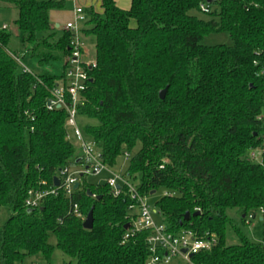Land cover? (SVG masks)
I'll use <instances>...</instances> for the list:
<instances>
[{
    "label": "trees",
    "instance_id": "obj_1",
    "mask_svg": "<svg viewBox=\"0 0 264 264\" xmlns=\"http://www.w3.org/2000/svg\"><path fill=\"white\" fill-rule=\"evenodd\" d=\"M6 1L17 9L25 52L43 68L24 72L11 33L0 28V207L11 213L0 229V264L35 255L50 264L55 249L67 257L62 264H147L149 231L132 229L134 201L124 186L114 197L105 182L81 175L70 199L59 192L25 208L29 190L52 187L62 167L81 163L67 111L45 106L63 77L71 33L55 38L49 20L66 0ZM201 2L208 19L193 12ZM99 7L84 8L80 27L96 65L79 114L96 120L83 131L101 161L114 168L128 152L125 175L139 194L164 189L155 206L166 230L215 239L192 263L264 264V240H250L235 218L264 209V150L259 162L247 156L264 140V0H131L127 9L99 0ZM220 31L231 44L201 43ZM72 202L84 216L92 210L90 229L69 212Z\"/></svg>",
    "mask_w": 264,
    "mask_h": 264
},
{
    "label": "built area",
    "instance_id": "obj_2",
    "mask_svg": "<svg viewBox=\"0 0 264 264\" xmlns=\"http://www.w3.org/2000/svg\"><path fill=\"white\" fill-rule=\"evenodd\" d=\"M199 8L201 12L207 13L209 4L201 2ZM85 19L84 8L76 6L73 9V20L67 22L62 28L71 33L69 52L61 70L63 77L52 87L45 103L46 109L49 111L61 108H65L67 111L65 126L70 127L72 136L78 143L81 151V163L74 168L62 167L55 176L59 180L58 185L53 183L52 187H48L46 181H42L41 185L47 187L29 190L24 206L28 210H33L41 205L45 197L57 196L59 192H63L70 199L75 190V183H78L79 186L81 175L98 174L106 171L109 175L105 183L111 188L112 195L114 197L119 196L121 187L124 186L127 188L131 200L134 201L128 206V211L131 213L132 229L136 232L149 231L146 238L149 249L147 264L168 263L176 256H179L185 264H194L191 260L192 256L199 251L211 249L215 244V239L213 237L199 238L188 229L176 233L168 232L160 218V213L156 209L151 210L145 204L144 197L139 194L136 184L125 175V171L114 170L103 163L94 142L89 143L78 127L76 117L79 115V106L84 103L83 92L87 90L90 79L88 70L96 65L95 61L88 58L84 53L83 44L80 40V22H84ZM1 29L7 30V26L3 25ZM13 57L24 72H31L17 53ZM258 149L264 150V140L260 147L248 151V158L255 160L259 153ZM122 156L125 161L130 160L128 152L125 151ZM69 212L78 218H82V220L86 218L79 210V205L76 202L70 203ZM259 212L264 214V209H259ZM247 217L253 219L256 217V213H249ZM260 218L262 219V217Z\"/></svg>",
    "mask_w": 264,
    "mask_h": 264
},
{
    "label": "rangeland",
    "instance_id": "obj_3",
    "mask_svg": "<svg viewBox=\"0 0 264 264\" xmlns=\"http://www.w3.org/2000/svg\"><path fill=\"white\" fill-rule=\"evenodd\" d=\"M81 6L82 8H93L95 10L100 11L99 7V0H66L65 5L62 9H55L52 15L53 24H52V31L55 32V38L58 37L62 31L64 25L73 20V14L72 9L76 6ZM195 14H197L199 17L208 19L209 15L203 12L193 11ZM17 9L15 6L6 0H0V28L3 25L7 26V31L11 33V40L9 43V48L13 51H15L22 59V61L26 64V66L29 68L31 72H39L43 67L39 66L34 58H32L30 55H28L25 52V46L21 40V33L15 24V19L17 18ZM55 24H58V27H56ZM84 25L83 22H80V26ZM81 35V34H80ZM81 37V36H80ZM204 45H214V44H231V38L229 36L228 32L220 31V32H211L207 35H205L201 41ZM86 55L88 57H93L94 55V48L93 44L90 42L89 38H84V46ZM53 71L55 73L60 72V65L54 64L53 65ZM76 121L78 123V127L82 131L85 139L92 143V139L84 134L83 128L87 124H95L96 120L89 118L85 115L79 114L76 117ZM67 128L68 138L69 140L76 146H78L77 141L72 136V130L70 127ZM79 147V146H78ZM259 153L257 155V158L254 161H261V152L262 150H257ZM128 165V161H125L123 156L119 157L117 166H115L114 170H122V172L125 171L126 167ZM109 173L106 171H102L98 174H90L87 175L88 181L95 184H103L108 177ZM164 193V189L160 188L154 193H149L144 197L145 204L151 209H156L155 201L161 197ZM10 211L5 207H0V229L2 227V224L5 222V220L9 217ZM235 218L238 221V224L243 231V233L252 241L261 242L264 240V214H261L259 211L256 213V217L253 219H249V217L246 216V221H243L239 215L235 214ZM260 217H263V220L260 219ZM159 219V217H156ZM237 241L236 237L229 233L228 236V242L229 243H235ZM50 242L55 244V237L52 235L50 237ZM67 259V257L58 249L54 250V253L52 255L50 264H62L63 260ZM18 264H45L44 260L40 257V255L30 256L23 259L21 263ZM163 264H185V262L179 257H173L168 263Z\"/></svg>",
    "mask_w": 264,
    "mask_h": 264
},
{
    "label": "water",
    "instance_id": "obj_4",
    "mask_svg": "<svg viewBox=\"0 0 264 264\" xmlns=\"http://www.w3.org/2000/svg\"><path fill=\"white\" fill-rule=\"evenodd\" d=\"M165 92H166V89H164V90H161L160 91V97L161 98H164V96H165ZM58 183H59V180H58V178H54V184L55 185H58ZM78 187V183H75V185H74V188H77ZM151 193H153V192H151ZM243 217H244V215H243ZM189 218V213H186L185 215H184V219L186 220V219H188ZM261 219V218H260ZM92 224H93V216H92V210H90L88 213H87V215H86V218L83 220V222H82V226L84 227V228H86V229H90L91 227H92Z\"/></svg>",
    "mask_w": 264,
    "mask_h": 264
},
{
    "label": "crops",
    "instance_id": "obj_5",
    "mask_svg": "<svg viewBox=\"0 0 264 264\" xmlns=\"http://www.w3.org/2000/svg\"><path fill=\"white\" fill-rule=\"evenodd\" d=\"M115 2H116V4L119 6V7H121V8H123V9H127V8H129V6H130V3H131V0H115ZM78 6V5H77ZM75 8V7H74ZM73 8V9H74ZM85 8V7H84ZM73 9H72V14H73ZM55 9H51L50 10V12H49V20H50V23H51V25L53 24L52 22H53V20L54 19H52V15H53V11H54ZM56 25V27H58V24H55Z\"/></svg>",
    "mask_w": 264,
    "mask_h": 264
}]
</instances>
